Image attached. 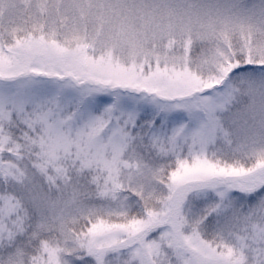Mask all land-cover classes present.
Returning <instances> with one entry per match:
<instances>
[{
	"label": "snow or ice",
	"instance_id": "1",
	"mask_svg": "<svg viewBox=\"0 0 264 264\" xmlns=\"http://www.w3.org/2000/svg\"><path fill=\"white\" fill-rule=\"evenodd\" d=\"M0 264H264V0H0Z\"/></svg>",
	"mask_w": 264,
	"mask_h": 264
}]
</instances>
